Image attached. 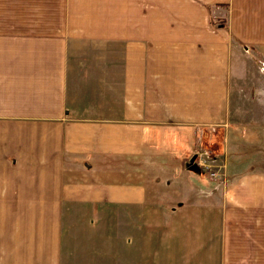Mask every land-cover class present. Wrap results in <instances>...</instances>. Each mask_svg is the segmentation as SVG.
<instances>
[{"label": "crops", "instance_id": "1", "mask_svg": "<svg viewBox=\"0 0 264 264\" xmlns=\"http://www.w3.org/2000/svg\"><path fill=\"white\" fill-rule=\"evenodd\" d=\"M261 65L264 0H0V264H264Z\"/></svg>", "mask_w": 264, "mask_h": 264}, {"label": "rangeland", "instance_id": "2", "mask_svg": "<svg viewBox=\"0 0 264 264\" xmlns=\"http://www.w3.org/2000/svg\"><path fill=\"white\" fill-rule=\"evenodd\" d=\"M238 106H242L243 112L242 113H238L235 115V118L233 117L232 121L235 119L237 121V123L243 122V121H249L250 120V116H249V104H238ZM247 113V115L245 117H242V114ZM234 120V121H235ZM219 129H215L210 130L209 132L211 134H208L206 132L205 135H203L199 141H197V145H196V150L195 153L193 154V156L191 157L189 163L191 164V168L189 169L190 171H192L195 175V178L199 179L202 182H205V179L203 178L204 176H208L209 179H213L210 174L215 172H219V166H217L216 162H219V158L221 153L223 154V152H220L219 149V144L221 143L220 141V135H219ZM209 152V154L207 153ZM261 154H263L264 157V151H257ZM204 153H207L206 155H203ZM239 153H242L243 155L240 157ZM256 152H252L249 151L247 152V150L243 151L240 149H234L233 152H227V162H249L250 160L256 158L255 162H259L261 164V166L263 167V157H261V154H255ZM236 155L237 158H234V156ZM258 156V157H256ZM198 160H201L202 162H204L206 165L210 166L208 170H204L201 167L196 166V162ZM252 162H254L252 160ZM253 170V169H252ZM215 171V172H214ZM215 176V175H214ZM213 176V177H214ZM115 218L118 217L120 218V215H115ZM120 228V225H119ZM124 241V236L122 231H119L118 233H115V238H114V242H113V248H114V253L115 254H120V246L123 244ZM101 251V250H100ZM99 251V252H100ZM101 264H104L101 262ZM116 264V263H115ZM120 264V263H118Z\"/></svg>", "mask_w": 264, "mask_h": 264}, {"label": "built area", "instance_id": "3", "mask_svg": "<svg viewBox=\"0 0 264 264\" xmlns=\"http://www.w3.org/2000/svg\"><path fill=\"white\" fill-rule=\"evenodd\" d=\"M261 68L264 69V66L261 65ZM207 153L209 154V152H207ZM207 153H204L203 155H206ZM197 165H198V167H201L204 170H208L210 167V166L206 165L204 162H202L201 160L197 161ZM214 175H215L214 173L210 174L211 177H213Z\"/></svg>", "mask_w": 264, "mask_h": 264}, {"label": "trees", "instance_id": "4", "mask_svg": "<svg viewBox=\"0 0 264 264\" xmlns=\"http://www.w3.org/2000/svg\"><path fill=\"white\" fill-rule=\"evenodd\" d=\"M220 25V24H219ZM220 27H222V26H220Z\"/></svg>", "mask_w": 264, "mask_h": 264}]
</instances>
